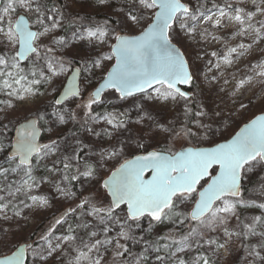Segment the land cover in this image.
Segmentation results:
<instances>
[{"label":"snow or ice","instance_id":"snow-or-ice-1","mask_svg":"<svg viewBox=\"0 0 264 264\" xmlns=\"http://www.w3.org/2000/svg\"><path fill=\"white\" fill-rule=\"evenodd\" d=\"M97 3L107 5L109 0ZM250 4L251 8L244 0H124L121 27L114 28L107 20L67 17L52 0H0V113L6 119L18 104L56 94L50 111L37 108L15 123L0 120V221L21 217L24 209L51 207L52 198L39 191L42 184L72 200L78 195L72 191L73 181L83 177L91 182L107 162L139 153L124 158L106 179L97 181L105 190L104 200L81 192L74 206L53 218L40 242L19 244L0 258V264H26L29 252L33 264H48L57 253L64 264H152L149 253L156 264H215L206 250L215 255L233 240L241 241L245 264H264V211L251 218L241 212L250 207L264 210V179L255 199H246L243 187L249 173H264V113L243 123L230 138L212 140L209 134L215 135L217 121L202 105L194 107V94L182 89L181 85L194 84L193 65L174 43L178 35L215 41L216 32L231 26L235 37L264 41V19L257 18L264 17V0ZM145 21L150 22L141 28ZM73 25L70 37L57 35ZM81 42L107 51L79 57L77 67V58H68L64 49ZM251 47L243 41L236 46L226 43L224 52L208 53L215 60L208 59L206 65L209 71L231 67ZM97 69L103 73L99 85L85 96ZM250 72L237 82L236 90L256 76L264 83V63ZM110 91L119 101L131 98L133 111H96L94 106L113 103L105 98ZM178 104L182 114L167 123L153 114V105ZM69 123L79 124L88 136L115 142L98 151L76 135L42 142L43 132ZM129 125L135 132L124 138ZM146 133L163 136L165 143L190 146L149 151L143 142ZM41 170L44 175H37ZM145 217L150 226L170 224L172 229L146 240L136 231ZM6 239L0 238V245ZM130 241L143 243V251L133 253ZM108 254L111 259H106Z\"/></svg>","mask_w":264,"mask_h":264},{"label":"rangeland","instance_id":"rangeland-1","mask_svg":"<svg viewBox=\"0 0 264 264\" xmlns=\"http://www.w3.org/2000/svg\"><path fill=\"white\" fill-rule=\"evenodd\" d=\"M233 2L235 3L237 0H233ZM244 2L248 4L249 8H251L250 0H244ZM123 3L124 0H109L107 5H99L97 0H62L61 5L55 6L61 8L67 17L74 19L79 16L89 20L93 17L97 18L104 15L103 17L110 20L109 22L112 27L119 28L121 27L119 23L121 19L119 9L122 7ZM257 18L264 19V17L259 16ZM149 22L150 21H145V25H142L141 28L146 26ZM65 23L67 24V21H65ZM74 28L75 25L70 28L66 27L62 30V33H57V35L64 34L70 37ZM141 28L135 29L136 33H138ZM234 33L235 28L234 26H231L225 28L223 31L216 32L215 35L219 39L215 41L211 40V38L207 41H193L183 37L182 35H178L177 38L174 39V43L185 52L186 58L189 60L190 64L193 65V74L196 80V84L194 86H196V89L188 90L194 94V107L202 105L204 110L208 112L211 120L217 121L216 123H213L215 135L213 136L211 133L209 134L210 138L217 142H220L223 138H230L234 132L238 130L239 126H242L243 123H246L251 118H254V116L264 112V83L261 82L260 77L256 76L250 84L236 90L237 82L241 78H244L246 74H251L250 70L252 66L258 63H264V41H261L260 43H253L251 37H235ZM242 41L245 43H252L251 49H248L242 56L236 59L231 67H225L222 65L220 70L212 69L209 71L206 61L208 59L215 60V58L210 57L208 53L217 50L224 52L226 43L230 46H236ZM101 51H107V48H93L92 45H89L86 42H81L76 46H70L69 48L64 49V54L68 58H77L76 66L78 67L79 57L96 56ZM110 66L111 64L109 63L106 65V68H110ZM197 69L199 71H197ZM102 74L103 73L100 69L96 70V76L92 81V85L85 89V96L97 87ZM206 76L208 77L207 79ZM213 76L217 77V79L211 80V77ZM233 77L235 78L233 79ZM226 79L229 81L227 84L225 83ZM55 86L59 88L61 86V82L57 81ZM234 90H236L235 96L232 95ZM55 95V93H46L44 96L35 98L27 103L18 104L15 110L8 113L6 119L4 118V114L0 113V120H2L3 123H7L8 119H11L13 123H15L17 120H23L26 115H30V113L34 112L37 108L41 111H50L48 105ZM116 95L118 94H112L111 91L109 93H105L106 100L111 99L113 103L105 102L99 106H94L95 110L108 108L112 111L120 112L133 111L130 108V105L133 103L131 98L128 101H119L116 99ZM241 104L246 107L241 108ZM178 113H181V105L179 104L175 107L171 105H153V114L157 117V119L164 123L172 120V118ZM217 113H219V115H216ZM133 119H135L134 113ZM72 125L73 123H69L68 125L61 126L54 129L51 133L43 132L42 141L48 142L50 138L60 137H68L70 139L73 135H76L84 138L85 143L89 144L97 151L101 147H107L108 143L115 142L114 140L108 142L106 139L101 140L96 137L88 136L85 131L82 133L77 132L70 134L68 131ZM96 127L97 131H99L100 128L103 127V124L97 125ZM134 132L135 126L129 125V129L124 131L122 136L127 138L128 136L133 135ZM8 134L11 136L13 135V132H9ZM143 142L146 145L147 150L150 151L155 147L164 144L165 140L163 136H149L146 133ZM168 143L170 147L175 148V151L190 146L187 142L168 141L167 144ZM201 146L208 145L205 144ZM131 149H135V144L131 145ZM87 153L88 149H85L84 154L86 155ZM133 154L139 153L133 151L132 154L126 155L124 158L130 156L133 157ZM124 158H121L119 161L113 159L107 162L104 167L99 169L95 180L91 182H88L86 178L81 177V180L78 181V187L75 188L72 186V191L78 194L77 197L75 199L68 200L70 202H68V204L66 202V204L62 206V209H68L70 206H74L78 201L79 194L81 192L83 194L95 193L94 195L99 197L101 200H104L106 195L105 190L100 187L97 181H99L101 177L105 179L110 172L113 171V166L117 165ZM37 175H44V173L41 170L37 173ZM261 176L263 177L262 179H264V173L257 169L255 172L248 174V177L244 180V184H247L248 181H255ZM261 180H259V182L251 188L252 191L254 187L259 188L258 190L260 191L259 185ZM39 191L41 193L48 194L52 198L51 207L33 208L31 210L24 209L21 217H13L9 221H0V228L4 230L0 231V238L5 236L7 237L5 243L0 245V254H10V250L14 251L19 244L28 243L30 233L36 229L39 223H41L45 217L56 211V207L58 208V203L60 201H66L63 198L58 197L55 190L47 183L42 184ZM247 199L251 200L249 197H247ZM256 202L259 203L261 201L257 200ZM262 211L264 210L255 207L241 209L242 216L245 218L261 215ZM9 215H11V213H9ZM70 219L71 217L69 218V221ZM141 225L142 227L136 231L138 235L144 236L146 240H154L159 235H165L172 229V225L170 224H152L150 226L148 219L142 220ZM235 225L236 220L233 219L230 226L234 227ZM80 234L84 235L83 232ZM254 242L255 241H253V243ZM240 245V240H233L228 244L226 249L219 250L215 255H213L211 250H206V254L215 261V264H245V250ZM129 247L133 253H141L144 249V244L133 243L130 241ZM149 255L151 256L152 264H156L154 254L149 253ZM106 259H111L110 254L106 255ZM52 260L53 258H49L48 264H51ZM31 264H33V262ZM37 264H39L38 261Z\"/></svg>","mask_w":264,"mask_h":264},{"label":"trees","instance_id":"trees-1","mask_svg":"<svg viewBox=\"0 0 264 264\" xmlns=\"http://www.w3.org/2000/svg\"><path fill=\"white\" fill-rule=\"evenodd\" d=\"M52 3H54L56 6H59V5H61L62 0H52ZM103 16H100V17H97V18L96 17H93L92 19H89V20L90 21H93V22H98V23H103L106 20L107 21H110L109 19H106ZM76 65H77V61H76ZM195 82H196V80H194V84L190 88H188V89H191V90L192 89H196V86H194L196 84ZM96 111H99L101 113H104L106 111H112V110H110L108 108H102V109H99V110H96ZM83 131H84V129L79 124H73L71 126L70 130L68 131V133H70V134H74V133H77V132L78 133H82ZM193 143H195V142H193ZM159 146H170V145H169V143L168 144L167 143H164V144H161ZM198 146H201V145H198ZM172 149H173V151H175L174 150L175 148H172ZM130 157H127V159H129ZM122 162H123V160L121 162H119L117 165L113 166V169L112 170H114L116 167H118L119 164L122 163ZM262 178L263 177L261 176V177H259V179L255 180V181H251V182L248 181L247 184H244L243 187L246 190L245 191V198L246 199H247V197H249L252 200V199L256 198L257 196H259V194H260V191L258 190L259 188L254 187L253 188V191L251 190V188L253 186H255L256 183L259 182V180H261ZM243 183H244V181H243ZM72 186L75 187V188H77L78 187V181H73L72 182ZM92 194H95V193H92ZM83 195L87 196L88 194H83ZM66 202L68 204V202H70V201H68V200H66V201H60L58 203V208L56 207V211L54 213H52L51 215L45 217V219L41 223H39V225L36 227V229L32 233H30L29 240H28L29 242H33V241L40 242L39 241L40 235L47 230L49 224L53 221V218L54 217H59L60 214L63 213L66 210V208L65 209H62V206H64L66 204ZM73 219L74 218L71 217V219H70L69 222L71 223L73 221ZM144 219H148L149 220V218H147V217L143 218L142 220H144ZM35 246H36V244H33V247H35ZM129 246H130V242H129ZM3 255H8V253H1L0 254V257L3 256ZM52 258H53V260L51 261V264H64V261L59 257V254L58 253L56 254V256H54ZM32 262H33L32 255H31V252H29L27 264H31Z\"/></svg>","mask_w":264,"mask_h":264},{"label":"water","instance_id":"water-1","mask_svg":"<svg viewBox=\"0 0 264 264\" xmlns=\"http://www.w3.org/2000/svg\"><path fill=\"white\" fill-rule=\"evenodd\" d=\"M177 46V45H176ZM178 47V46H177ZM182 51V50H181ZM98 85H99V83H98ZM98 85H97V87H98ZM181 87H182V89H184V90H188V88H189V86H187V85H181ZM262 113H264V112H262ZM262 113H260V114H262ZM260 114H258V115H260ZM238 131V130H237ZM14 134V133H13ZM42 136H43V133H42ZM42 136H41V139H42ZM43 142V141H42ZM183 149V148H182ZM182 149H180V150H178V151H181ZM151 151V150H150ZM132 158V157H131ZM131 158H129V159H131ZM123 163V162H122ZM119 167V166H118ZM115 170V169H114ZM146 176H147V174H146ZM243 185H244V183H243ZM11 254V253H10ZM10 254H8V255H10ZM0 258H2V256L0 257ZM27 261H28V259H27ZM27 261H26V264H27Z\"/></svg>","mask_w":264,"mask_h":264}]
</instances>
